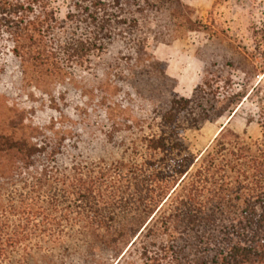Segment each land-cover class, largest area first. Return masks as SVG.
Masks as SVG:
<instances>
[{"label": "trees", "instance_id": "obj_1", "mask_svg": "<svg viewBox=\"0 0 264 264\" xmlns=\"http://www.w3.org/2000/svg\"><path fill=\"white\" fill-rule=\"evenodd\" d=\"M76 7L69 24H61L51 0H0V37L10 38L23 65L59 71L118 45L127 53L121 61L136 65L126 78L137 86L157 71L169 80L166 65L147 52L150 40L170 45L201 28L182 0H82ZM56 37L64 59L53 48ZM220 82L205 72L190 99L164 92L154 118L137 124L125 162L34 175L37 148L25 142L11 148L19 162L10 177H0V264L20 249L59 245L74 228L109 250L148 235L183 242L187 249L171 250L177 264H264V121L261 142L224 127L199 158L185 139L187 130L236 116L245 96L221 93Z\"/></svg>", "mask_w": 264, "mask_h": 264}, {"label": "rangeland", "instance_id": "obj_2", "mask_svg": "<svg viewBox=\"0 0 264 264\" xmlns=\"http://www.w3.org/2000/svg\"><path fill=\"white\" fill-rule=\"evenodd\" d=\"M182 2L195 10L199 31L183 32L182 38L170 45L150 40L147 47L150 55L166 65L169 80L165 83L158 71L137 86L129 83L126 77L137 68L121 61L127 53L118 45L108 54H93L83 66L62 64L59 71L52 66L23 65L13 54L10 38L0 37V177L2 173L10 177L8 171L19 162L11 148L21 142L37 148L31 159L34 175L42 171L69 175L74 167L95 169L101 163L127 161L131 142L139 133L137 124L154 118L163 93L175 89L190 99L205 72L221 77L215 86L221 93L240 94L245 99L234 118L226 116L199 130H187L185 139L191 153L199 158L224 127L245 135L248 141L261 142L264 0ZM76 5L81 6L82 0H51V9L61 24L68 22L69 14L76 15ZM78 26L69 31H77ZM84 30L80 26L78 31ZM60 40L53 39V48L64 59ZM116 120L123 125L114 128ZM24 178L30 179V174ZM52 190L58 194L60 187L53 185ZM173 248L186 247L183 242L174 244L148 235L133 247L109 250L74 228L59 245L28 252L20 249L10 253L6 264H177Z\"/></svg>", "mask_w": 264, "mask_h": 264}, {"label": "crops", "instance_id": "obj_3", "mask_svg": "<svg viewBox=\"0 0 264 264\" xmlns=\"http://www.w3.org/2000/svg\"><path fill=\"white\" fill-rule=\"evenodd\" d=\"M222 129V128H221Z\"/></svg>", "mask_w": 264, "mask_h": 264}]
</instances>
